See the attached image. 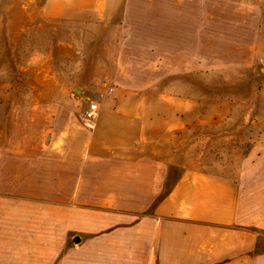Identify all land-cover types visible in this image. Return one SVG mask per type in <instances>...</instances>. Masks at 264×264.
<instances>
[{
	"label": "crops",
	"instance_id": "1",
	"mask_svg": "<svg viewBox=\"0 0 264 264\" xmlns=\"http://www.w3.org/2000/svg\"><path fill=\"white\" fill-rule=\"evenodd\" d=\"M120 38L104 60L113 65L107 76L113 85L98 101L91 135L23 137L0 147V264H264L263 179L236 183L213 217L195 216L193 203L186 215L177 209L179 190L199 192L215 181H175L161 198V136L187 125L163 101L172 93L163 92L160 81H192L195 73L212 70L203 58L194 59L195 48L208 45L209 31L202 25L195 34L192 20L171 19L164 34L155 29L144 40L153 60H145L143 70L156 75L152 93L149 82L130 84L129 36ZM162 106L173 115L162 119ZM249 175H264V168ZM197 193L188 199L208 203ZM165 203H173V214H162Z\"/></svg>",
	"mask_w": 264,
	"mask_h": 264
},
{
	"label": "rangeland",
	"instance_id": "2",
	"mask_svg": "<svg viewBox=\"0 0 264 264\" xmlns=\"http://www.w3.org/2000/svg\"><path fill=\"white\" fill-rule=\"evenodd\" d=\"M186 18L195 34L202 25L209 31L208 45L195 48V61L203 58L218 70L197 72L192 81H160L163 92L172 93L163 101L187 125L161 136V198L169 197L175 181H215L199 192L179 190L177 211L186 215L193 203L195 216L218 215L216 206L236 183L264 180L249 175L251 168H264V0H0V147L23 137L91 135L97 120L86 123L83 111L113 85L107 78L113 65L104 60L115 36H129L130 84L149 82L148 91H157L153 70L142 67L153 60L144 40L155 29L164 34L171 19ZM161 114L167 119L173 112L162 106ZM142 115L154 119L152 112ZM196 193L207 195L208 203L188 199ZM173 207L163 204L162 214H173Z\"/></svg>",
	"mask_w": 264,
	"mask_h": 264
},
{
	"label": "built area",
	"instance_id": "3",
	"mask_svg": "<svg viewBox=\"0 0 264 264\" xmlns=\"http://www.w3.org/2000/svg\"><path fill=\"white\" fill-rule=\"evenodd\" d=\"M99 115V102L90 101L83 111V119L86 123L93 125Z\"/></svg>",
	"mask_w": 264,
	"mask_h": 264
}]
</instances>
